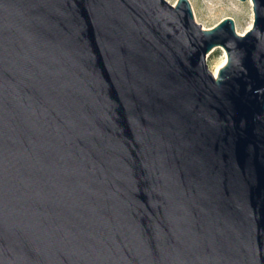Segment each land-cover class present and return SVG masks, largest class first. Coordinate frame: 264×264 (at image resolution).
Here are the masks:
<instances>
[{
    "label": "water",
    "instance_id": "obj_1",
    "mask_svg": "<svg viewBox=\"0 0 264 264\" xmlns=\"http://www.w3.org/2000/svg\"><path fill=\"white\" fill-rule=\"evenodd\" d=\"M251 1L239 33L188 0H0V264H264Z\"/></svg>",
    "mask_w": 264,
    "mask_h": 264
},
{
    "label": "rangeland",
    "instance_id": "obj_2",
    "mask_svg": "<svg viewBox=\"0 0 264 264\" xmlns=\"http://www.w3.org/2000/svg\"><path fill=\"white\" fill-rule=\"evenodd\" d=\"M172 4H177L178 0H168ZM192 6L196 20L207 28L213 27L224 18L232 17L235 20L239 33H244L254 22L253 4L242 0H188ZM234 2V3H233ZM251 28V27H250ZM214 50L207 54L209 67L215 71L220 66H224L228 61V55L223 46H215ZM212 48V49H213ZM211 52V53H210ZM219 68V70H220ZM219 73V72H218Z\"/></svg>",
    "mask_w": 264,
    "mask_h": 264
},
{
    "label": "bare ground",
    "instance_id": "obj_3",
    "mask_svg": "<svg viewBox=\"0 0 264 264\" xmlns=\"http://www.w3.org/2000/svg\"><path fill=\"white\" fill-rule=\"evenodd\" d=\"M249 2H251V4H253V2H252L251 0H249ZM233 3H234V2H233ZM227 17H228V16H227ZM204 27H205V28H207L206 26H204ZM250 27H251V23L249 24V26H248V28H247V29H249ZM211 50L213 51V50H214V48H213V49H211ZM211 50H210V51H211ZM212 51H211V52H212ZM211 52H210V53H211ZM219 68H220V66H218V67L215 69V71H214V72H215V75H218Z\"/></svg>",
    "mask_w": 264,
    "mask_h": 264
}]
</instances>
